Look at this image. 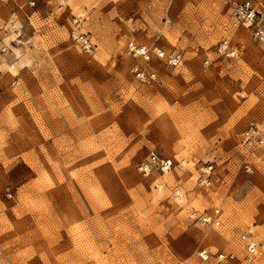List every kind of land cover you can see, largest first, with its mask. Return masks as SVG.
<instances>
[{"label":"rangeland","instance_id":"rangeland-1","mask_svg":"<svg viewBox=\"0 0 264 264\" xmlns=\"http://www.w3.org/2000/svg\"><path fill=\"white\" fill-rule=\"evenodd\" d=\"M240 1L0 0V264H201V247L242 258V233L264 243V149L242 142L264 127V42L231 25ZM131 42L181 63L153 57L141 82ZM152 149L187 168L144 178Z\"/></svg>","mask_w":264,"mask_h":264},{"label":"built area","instance_id":"built-area-1","mask_svg":"<svg viewBox=\"0 0 264 264\" xmlns=\"http://www.w3.org/2000/svg\"><path fill=\"white\" fill-rule=\"evenodd\" d=\"M34 4L35 0H30ZM73 29L70 33L71 38L83 49L90 51L93 49V43L88 34L81 31V22L78 17L72 21ZM233 27H244L248 29L251 37L258 42H264V12L257 11L252 0H243L234 2L232 11ZM229 40L223 39L219 46V52L226 56H234L236 50L228 47ZM129 53L134 57L140 58L145 67L134 68L135 77L141 82H151L156 79V72L150 67L153 57L165 60L167 64L176 66L181 63V54L174 52L167 54L160 47H147L146 45H137L133 42L129 44ZM206 63L208 61L206 60ZM243 144L248 149L261 147L264 149V127L260 122H254L244 131ZM188 161L183 158H176L168 154H163L156 149L148 152L145 159L140 161L137 169L144 178L153 176H163L174 170L183 171L187 168ZM246 171H251L248 164L245 165ZM197 183L200 187H211L217 179L214 173L213 164L208 163L200 167ZM202 224H219L221 222L219 209L205 211L196 216ZM240 240L244 245V256L238 258L233 251L217 250L212 251L207 247H201L198 250V258L201 264H253L255 259L261 255L264 249L257 236L251 231L242 233Z\"/></svg>","mask_w":264,"mask_h":264},{"label":"bare ground","instance_id":"bare-ground-1","mask_svg":"<svg viewBox=\"0 0 264 264\" xmlns=\"http://www.w3.org/2000/svg\"><path fill=\"white\" fill-rule=\"evenodd\" d=\"M253 264H254V262H253Z\"/></svg>","mask_w":264,"mask_h":264}]
</instances>
